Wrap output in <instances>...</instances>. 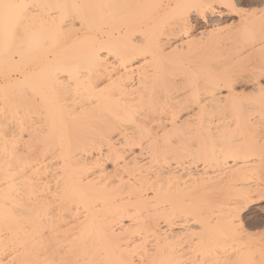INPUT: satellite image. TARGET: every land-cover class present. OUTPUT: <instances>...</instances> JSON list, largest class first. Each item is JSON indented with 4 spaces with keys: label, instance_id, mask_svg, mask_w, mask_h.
Returning <instances> with one entry per match:
<instances>
[{
    "label": "bare ground",
    "instance_id": "1",
    "mask_svg": "<svg viewBox=\"0 0 264 264\" xmlns=\"http://www.w3.org/2000/svg\"><path fill=\"white\" fill-rule=\"evenodd\" d=\"M0 4V264L264 259V0Z\"/></svg>",
    "mask_w": 264,
    "mask_h": 264
},
{
    "label": "rangeland",
    "instance_id": "2",
    "mask_svg": "<svg viewBox=\"0 0 264 264\" xmlns=\"http://www.w3.org/2000/svg\"><path fill=\"white\" fill-rule=\"evenodd\" d=\"M261 7V8H260ZM254 8H256V9H254ZM261 9H263V7L261 6V5H258L257 3H255V2H251V1H244V2H241L240 3V5H239V10L241 11V12H243V14H245V15H249V16H254V17H262L263 18V10H261ZM238 10V11H239ZM257 10V11H256ZM253 14V15H252ZM257 15V16H256ZM237 20H238V16L237 15H234V16H232L231 18H229V19H227V21H222L221 22V24H223V25H226V26H230L231 25V23L233 22V23H237ZM230 23V24H229ZM233 26V25H232ZM195 29V31L197 30V29H199V27L197 28H194ZM195 31H193V33L195 32ZM248 216V215H247ZM251 216V215H250ZM247 220V219H246ZM249 222V220L247 221V223ZM263 226H264V223H263Z\"/></svg>",
    "mask_w": 264,
    "mask_h": 264
},
{
    "label": "snow or ice",
    "instance_id": "3",
    "mask_svg": "<svg viewBox=\"0 0 264 264\" xmlns=\"http://www.w3.org/2000/svg\"><path fill=\"white\" fill-rule=\"evenodd\" d=\"M12 7L20 8L22 6L21 5H11V4H8V5L0 4V8H12ZM260 207L264 209V201H262ZM236 211L237 213H244V212L252 213L253 211H255V209L250 208L247 203H244V204H240L237 207ZM260 218H261V221L264 222V212L260 214ZM250 264H264V259H261L258 262H250Z\"/></svg>",
    "mask_w": 264,
    "mask_h": 264
}]
</instances>
